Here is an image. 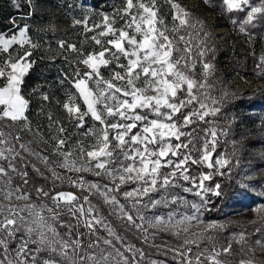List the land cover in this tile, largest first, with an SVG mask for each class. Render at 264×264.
<instances>
[{
  "label": "snow or ice",
  "instance_id": "6c2138e0",
  "mask_svg": "<svg viewBox=\"0 0 264 264\" xmlns=\"http://www.w3.org/2000/svg\"><path fill=\"white\" fill-rule=\"evenodd\" d=\"M167 2L173 9L172 29L159 17L156 0H123L124 6L115 9L112 16L102 15L100 25L88 27L89 17L74 20V25H83L86 32L103 29L91 37L100 51L84 55L76 45L63 40L58 42L59 48L76 52L80 57L78 63L84 65L83 69L76 70L73 81L84 110L81 105L72 103L71 96L69 102L62 105L69 115L71 129L83 132L76 142V158L66 148L70 128L53 119L51 114L47 116V133L39 126L34 129L28 120L26 112L30 101L24 94L26 80L36 64L33 53L40 45L29 37V24L16 23L18 19L30 18L31 10L27 17L10 18V38L0 34V264H139V258L144 256L142 249L129 246L113 232L91 204L89 196L81 201L72 193L37 184V178L47 181L50 176L53 185L65 179L58 169L108 176L112 186H103L105 202L115 208L127 226L142 234L145 244L157 234L174 229L176 236L183 234L180 246L171 249L174 256L180 258V264H204V260L222 264L218 257L231 254L230 243L220 252L213 246L210 253L207 249L193 253L190 247H199V241L211 240V236H205V231L219 227L211 223L200 233L191 231L194 223L202 222V212L208 210L209 201L204 193L211 191L217 197L221 195L219 184L213 189L204 187V181L213 178L211 171L195 177L190 175V166L206 164L208 169L217 170V166L224 167L229 161L218 154L215 161L212 160L218 136L215 128L201 129L204 140L201 148H195L197 129L193 126L198 122L208 123L206 118L215 116L220 108L208 109L197 95L207 85L185 74L184 69L191 71L195 61L191 59L188 41L179 33L194 25L189 23L191 17L179 3ZM222 2L230 12L247 9L241 32H245L244 25L252 23L256 14L264 15V0L261 6L250 4V0ZM14 3L19 9V3L16 0ZM25 3L31 9L33 0H25ZM117 18L124 22L120 28L114 27ZM181 42L185 45L183 48ZM17 44L18 48H12ZM211 51L205 45L198 53L205 76L211 73L213 66L203 57ZM122 58L124 63L120 62ZM113 65L119 71L112 68ZM262 65L264 55L259 57L256 67L259 69ZM102 69H109V79L101 74ZM138 83L142 86H137ZM31 91L40 94L44 101L49 99L39 88ZM89 117L99 127L89 126L86 122ZM27 133H31L32 138L24 135ZM45 135L53 142L52 153L45 152L36 143L37 137L41 138L40 143H46L42 139ZM87 138L94 139L95 143L86 147ZM172 140L177 142L173 144ZM189 145L193 146L191 150ZM33 159L43 166V171ZM71 183L82 190L87 187L90 195L93 189L99 192L101 187L86 183L82 176L72 179ZM128 186H132L130 190H126ZM173 189L200 196V204L188 205L194 211L181 215L180 220H175V212L147 216L152 209L187 203ZM34 196L50 202L51 206L48 203L37 205ZM118 196L127 204L121 203ZM257 211L264 212V207ZM54 224L66 229L65 235L62 236ZM181 224L187 226L181 228ZM81 228L86 231H79ZM100 229H105L111 238L102 237ZM233 239L248 243L244 233ZM254 242L264 250V237ZM152 246L158 247L154 243ZM248 251L254 249L248 247ZM239 264H254V261L241 260Z\"/></svg>",
  "mask_w": 264,
  "mask_h": 264
},
{
  "label": "rangeland",
  "instance_id": "374dc122",
  "mask_svg": "<svg viewBox=\"0 0 264 264\" xmlns=\"http://www.w3.org/2000/svg\"><path fill=\"white\" fill-rule=\"evenodd\" d=\"M6 2L7 0H0L3 13L14 10V4L10 5V9H6ZM174 2L179 3L189 13L191 17L189 23L194 25V27L181 29L179 33L188 41V46L191 48V59L195 61V67L191 71L184 69L185 74L207 85V87L201 88L197 95L201 96L208 109L220 108V112L215 116L209 115L206 118L208 123L198 122L193 126L197 129L195 148H201L204 140L205 134L201 129L215 128L218 136L216 153L213 154L212 160L215 161L218 154L229 161L224 167L217 166V170L208 169L206 164L190 166L191 176L199 177L202 173L207 174L210 171L213 173L212 180L204 181L205 188L213 189L217 184L226 187L225 196L222 198L223 206L219 213L216 212V216H213L212 210L215 203L219 204V199L211 191L204 193L209 201L208 210L202 212V222L194 223L191 231L200 233L211 223H215L219 227L205 231V236H211V240L205 239L199 241V247L196 245H190V247H192L193 253L205 249L210 253L213 246L217 252H220L230 243L231 254H222L218 257L222 264H239L241 260L248 259L253 260L254 264H264V250L254 242L256 239L264 237V212L257 211L264 207V65L259 69L256 67L259 57L264 55V15L256 14L252 23L244 25L245 32H241L240 26L246 19L247 9L245 12L235 9L230 12L222 0H210V2H206V0H174ZM156 3L159 8V17L165 21L169 29H172L174 26L171 16L173 9L170 4L167 0H156ZM250 4L261 6L262 0H250ZM123 6V0H33L31 7L33 12L32 37L34 38L33 43H38L40 47L33 54L36 64L26 80L27 88L24 94L30 101L26 115L34 129L39 126L45 133L48 132L47 116L49 114L53 119L59 120L65 127L70 128L71 135L68 137L70 142L66 148L73 152V158L78 156L76 142L83 132L78 133L71 129L69 115L62 105L68 103L71 96L72 103L81 105L84 110L83 102L73 83L76 79V70L83 69L84 65L78 63L80 57L76 52L67 48H59L58 42L63 40L68 44H74L84 55L100 51V46L95 45L91 37L103 29L86 32L83 25H74V20H83L85 17H89L88 27L100 25L102 24V15L112 16L115 9ZM15 9H18L16 5ZM123 23L117 18L114 27L120 28ZM176 23L178 24V22ZM169 34L171 35V33ZM205 45L212 50L203 57L205 62L213 66L211 73L207 76L204 74L201 58L198 55L200 49ZM184 46V43L181 42L180 47ZM46 49L48 50L44 51ZM120 62L124 63L125 61L122 58ZM111 67L115 68L114 65ZM115 70L119 71L118 68ZM101 74L105 79L110 77L109 69H102ZM137 86L142 85L138 83ZM33 88H39L40 93L48 95L49 99L44 101L40 94H32ZM86 122L89 126L99 127L90 117L86 118ZM184 130L191 131V129ZM24 135L32 138L31 133ZM35 139L40 148H43L47 153H52L53 142L48 140L47 135L42 137L46 143H40V137ZM176 142L172 140L173 144ZM94 143V139L87 138L85 146ZM192 147L189 145L190 150ZM193 155L196 153L193 152ZM50 159L59 163V160L54 156H50ZM33 163H37V166L41 167L42 171L44 170L43 166L34 159ZM77 167H79V163ZM58 171L62 177L66 178L56 181L54 185L50 176L47 181L37 178V184L45 185L46 188H54V191L72 193L81 201L84 196H89L91 204L99 211L100 217L110 224L113 232L121 236L129 246L143 250L144 256L139 258V264H180V258L174 256L171 249L180 246L183 242V234L176 236L174 229L172 232L157 234L154 240L145 244L142 234L137 229L127 226L115 208L105 202L103 186L105 184H108L109 187L112 186V181L108 176L98 177L91 171L83 173L63 169H58ZM164 171L168 170L164 169ZM219 172H222L223 175L218 174ZM80 176L86 183L99 184L101 186L99 192L93 189L90 195L87 187L83 190L74 187L71 180ZM221 181H226V183ZM197 183H199L198 180ZM185 186L191 187L192 185L185 184ZM131 187L128 186L126 190H130ZM172 191L182 196L187 203L152 209L146 215L149 217L153 214L166 216L169 212H175L177 213L175 220H180L181 215H190L194 211L188 205L192 203L199 205L201 202L200 196L193 193H185L182 189H173ZM118 199L121 203L127 204L122 196H118ZM33 200L37 205L48 203V206H51L50 202L42 201L35 196ZM41 214L47 215L46 212ZM110 217L121 223L125 232L119 230L109 220ZM62 219L67 220L68 218L62 216ZM54 226L62 236L65 235L66 229L61 228L59 224H54ZM185 226L187 225H180L181 228ZM256 229L261 231L256 232ZM150 231L153 230L150 229ZM241 233L245 234L247 245L233 239ZM99 234L102 237L111 238L108 237L105 229H100ZM113 242L115 243V241ZM153 243L158 247L152 246ZM148 247H151L153 251L150 252ZM248 247L254 251H248ZM242 248L243 251H241ZM121 250L123 251V249ZM204 263L210 264L207 260H204Z\"/></svg>",
  "mask_w": 264,
  "mask_h": 264
},
{
  "label": "crops",
  "instance_id": "0c3cea01",
  "mask_svg": "<svg viewBox=\"0 0 264 264\" xmlns=\"http://www.w3.org/2000/svg\"><path fill=\"white\" fill-rule=\"evenodd\" d=\"M16 2L19 3V5H20L19 9H15L16 3H14V0H7L6 9H10V5L14 4V10L13 11H7L5 13L2 12L1 5H0V34H4L6 38H10V33L12 30V25L10 24V18L18 17V16L27 17V13H29V11L31 10L29 5H27L25 3V0H16ZM16 23H18V24L27 23L30 25V31H29L28 35L32 39V42H33L34 41V38L32 37V34H33V29H32L33 17L31 16L30 18H25L23 20L18 19L16 21ZM17 46H18V44L13 45L12 48H18ZM47 50L48 49H46L44 51H47ZM44 51H43V54H44ZM75 60H76V58H75ZM27 113H28V110H27L26 114Z\"/></svg>",
  "mask_w": 264,
  "mask_h": 264
},
{
  "label": "trees",
  "instance_id": "16d2710c",
  "mask_svg": "<svg viewBox=\"0 0 264 264\" xmlns=\"http://www.w3.org/2000/svg\"><path fill=\"white\" fill-rule=\"evenodd\" d=\"M107 1V0H106ZM221 182H223L224 184L226 183V181H221ZM220 186H221V195L219 196V197H217L218 199H219V204H218V202L217 203H215V207H214V209L212 210V212H214V213H212L213 214V216H216V212L218 211V213H219V211L221 210V208H222V206H223V200H222V198H224V196H225V193H226V187H225V185H222V184H219ZM227 185V184H226ZM228 187H229V185H227ZM225 188V189H224ZM222 200V201H221ZM216 205H217V207H216ZM210 207H212V206H210ZM109 220L112 222V223H114L117 227H118V229L119 230H121L122 232H125V228L123 227V225L121 224V223H119V222H116L115 221V219L114 218H112V217H110L109 218ZM79 231H81V232H84L85 231V229H83V228H81V229H79ZM149 248V250H150V252H152L153 251V249L151 248V247H148ZM205 264V263H204ZM206 264H208V263H206Z\"/></svg>",
  "mask_w": 264,
  "mask_h": 264
}]
</instances>
